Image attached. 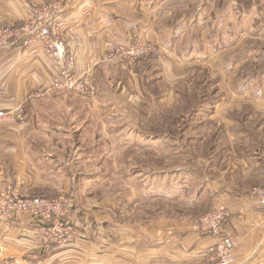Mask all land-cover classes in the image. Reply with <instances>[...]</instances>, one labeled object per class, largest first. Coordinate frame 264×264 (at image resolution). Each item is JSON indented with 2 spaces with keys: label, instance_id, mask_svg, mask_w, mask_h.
<instances>
[{
  "label": "rangeland",
  "instance_id": "1",
  "mask_svg": "<svg viewBox=\"0 0 264 264\" xmlns=\"http://www.w3.org/2000/svg\"><path fill=\"white\" fill-rule=\"evenodd\" d=\"M172 1L181 7L173 15L183 16L185 23L181 49L141 59L171 60L178 70L172 85H162L156 72L137 74L141 62L104 59L93 68V77L98 78L95 96L44 85L22 92L20 102L0 108L23 105L27 113L24 123L0 119L4 167L0 194L14 190L25 198L48 201L75 197L84 212L101 216L107 227L116 223L157 227L158 221L183 218L194 228L195 221L222 204L217 197L231 192L252 197L257 204L254 191L264 188V0H170L169 4ZM67 3L40 1L24 22L8 21L0 27L18 28L31 20L36 9L54 5L63 10ZM191 48L197 56L187 58ZM107 64L111 74L102 76L99 67ZM140 84L144 95L139 93ZM99 88L105 94L103 101ZM66 94L75 99L77 109L83 107L78 99L111 105L98 112L106 122L89 123L88 132L76 138L44 132L47 126H73L76 117L68 120V126L67 114L58 118L52 111L59 107L49 105ZM38 106L43 112L33 124L31 112ZM104 125L108 137L103 136ZM81 141L91 152H82ZM44 224L41 220L39 230ZM65 243L50 241L40 248Z\"/></svg>",
  "mask_w": 264,
  "mask_h": 264
},
{
  "label": "crops",
  "instance_id": "2",
  "mask_svg": "<svg viewBox=\"0 0 264 264\" xmlns=\"http://www.w3.org/2000/svg\"><path fill=\"white\" fill-rule=\"evenodd\" d=\"M40 1L43 0H0V24L8 21L18 24L24 22L29 11ZM169 2L170 0H68L60 16L65 21L63 32L68 50L77 57V70L83 69L111 45L131 42L136 32L171 50H180L185 40L186 31L182 25L184 18H175L174 15L181 7L177 2ZM185 56L193 58L197 54L191 48V53ZM173 66L171 60L165 63L151 57L142 61L135 70L142 77L156 72L162 77V85H169L177 78L173 74L178 70L176 65L175 68ZM110 67L112 66L109 64L99 67L102 76H110ZM135 70L130 72L132 76ZM56 75L54 61L39 45L24 47L11 43L0 54V108L17 103L22 92L48 86L51 78ZM94 79L97 82V76ZM139 90L143 95L146 92L141 84ZM99 91L100 101H103L105 94L100 88ZM85 100L78 99L83 105L81 109L74 106L75 99L67 94L50 101L49 105L59 107L52 111L58 118L67 114L68 126L71 124L68 120L72 116L77 119L72 127L64 124L65 128L61 125L47 126L43 131L54 130L76 138L88 132L89 123L106 122L98 112L103 107L110 109L111 105H104L102 102L90 104ZM40 106L32 109L33 124L37 122V115L43 112ZM60 106H64L65 110ZM51 119L60 123L58 119ZM77 122H82V125H76ZM101 130L104 132L103 136L108 137L107 126L104 125ZM149 137L160 139L166 136ZM83 144L80 143V146L85 145ZM84 147L83 153L91 152V147ZM47 157L48 162L52 163L50 155ZM3 170L4 167L0 164V186L3 185ZM71 198L77 206L78 199ZM216 202L226 205L231 212L224 224L223 233L233 236L237 241L234 264H264V216L257 209L255 199L243 193L231 192L217 197ZM71 220L78 225L74 240L42 250L38 218L30 212L10 218L0 213V264H211L208 248L217 240L193 228L189 220L183 218L182 221H158L160 225L157 227L117 223L107 227L101 216L88 215L85 211L82 214L73 213Z\"/></svg>",
  "mask_w": 264,
  "mask_h": 264
},
{
  "label": "built area",
  "instance_id": "3",
  "mask_svg": "<svg viewBox=\"0 0 264 264\" xmlns=\"http://www.w3.org/2000/svg\"><path fill=\"white\" fill-rule=\"evenodd\" d=\"M32 15L29 22L18 28L10 24L0 27V54L11 43H18L24 47L39 45L55 63L57 75L52 78L49 86L58 90H76L88 97L95 96L97 89L94 84L93 68L101 60H124L130 64H136L146 55L155 57L164 56L167 49L159 43L145 39L139 32L134 33L129 43H115L93 62L83 69L76 70L77 57L70 53L63 33L65 21L60 16L61 11L54 5L44 6L41 11ZM166 48V49H165ZM17 118V119H14ZM0 119H13L24 123L27 120L26 109L18 105L11 109H0ZM257 199V209L264 216V188L254 191ZM30 212L34 217L44 221V226L39 230L42 243L58 240L59 243L71 241L78 232V225L72 220L73 213L80 214L84 210L75 206L71 197H61L48 201L39 197H24L17 191H9L0 194V213L7 217H13ZM231 216L229 208L220 204L211 212L197 221L194 228L205 235L215 237L217 240L208 248L211 264H234L236 239L224 232V224ZM52 223L45 227L46 224Z\"/></svg>",
  "mask_w": 264,
  "mask_h": 264
},
{
  "label": "trees",
  "instance_id": "4",
  "mask_svg": "<svg viewBox=\"0 0 264 264\" xmlns=\"http://www.w3.org/2000/svg\"><path fill=\"white\" fill-rule=\"evenodd\" d=\"M141 62V61H140ZM138 68V67H137ZM136 69V68H135Z\"/></svg>",
  "mask_w": 264,
  "mask_h": 264
}]
</instances>
